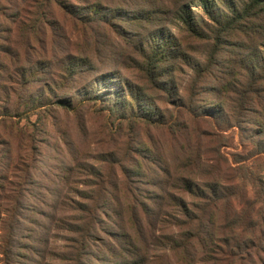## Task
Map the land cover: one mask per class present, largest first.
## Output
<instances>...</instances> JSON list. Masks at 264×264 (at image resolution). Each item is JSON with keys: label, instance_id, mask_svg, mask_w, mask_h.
<instances>
[{"label": "rangeland", "instance_id": "rangeland-1", "mask_svg": "<svg viewBox=\"0 0 264 264\" xmlns=\"http://www.w3.org/2000/svg\"><path fill=\"white\" fill-rule=\"evenodd\" d=\"M175 1L0 0V264L264 260V21Z\"/></svg>", "mask_w": 264, "mask_h": 264}, {"label": "trees", "instance_id": "trees-1", "mask_svg": "<svg viewBox=\"0 0 264 264\" xmlns=\"http://www.w3.org/2000/svg\"><path fill=\"white\" fill-rule=\"evenodd\" d=\"M181 1L182 0H176L175 4H180ZM51 2L59 3L61 6L65 5L63 0H44V7H50ZM183 3L185 5L182 8L181 14H179V19L182 21L181 24L187 28L185 30L188 31V33L199 39L209 37V30L205 31L203 27L199 26L198 21L192 18V15L196 14V12H193L194 10H192V8L196 7L197 5L195 4L197 3H199V6L209 17L212 22L211 24H213L212 28L217 26L216 29L221 30V26H224L222 31H219L220 35L236 27H248L250 22H257L258 20L264 21V0H238V2H231L230 0H183ZM221 3L225 4L223 7H227V12L220 9ZM100 5L102 4L96 2L90 6V9H92L95 15H97V12L101 9ZM3 10V6L0 5V32L7 30L6 25L10 21L8 16L3 13ZM69 13H72V10L69 11ZM154 13H158V11ZM105 19L106 18H104V22L107 21ZM193 20L195 23L192 22ZM94 22H96V20H94ZM173 25L179 26L178 23H173ZM259 26L262 27L261 29H264V26ZM147 47L148 48L141 47L139 54L148 65H151V67L156 69V67L158 68L162 63L167 61L168 55H165V44H162V42L158 44L155 42H149ZM251 57L254 59L258 58L257 54H252ZM257 67H259L258 69H261L264 74V61H261ZM244 245L252 246L250 253H248V248H246L247 251L245 252V257L247 263L255 264V256L258 257L256 254L257 246L251 244L249 241H247ZM3 253L8 256L9 250L4 249ZM240 260H242V258H240ZM258 262L260 264H264V260L261 257H258Z\"/></svg>", "mask_w": 264, "mask_h": 264}]
</instances>
